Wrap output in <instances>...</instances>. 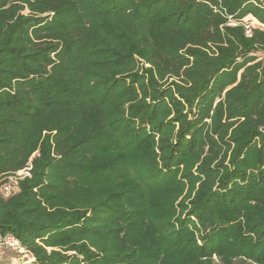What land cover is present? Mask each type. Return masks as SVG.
Returning a JSON list of instances; mask_svg holds the SVG:
<instances>
[{"label":"trees","instance_id":"16d2710c","mask_svg":"<svg viewBox=\"0 0 264 264\" xmlns=\"http://www.w3.org/2000/svg\"><path fill=\"white\" fill-rule=\"evenodd\" d=\"M30 161L18 264H264V0H0V184Z\"/></svg>","mask_w":264,"mask_h":264},{"label":"built area","instance_id":"2783aa9c","mask_svg":"<svg viewBox=\"0 0 264 264\" xmlns=\"http://www.w3.org/2000/svg\"><path fill=\"white\" fill-rule=\"evenodd\" d=\"M239 23H242L245 26L246 32L248 35L252 34V29L254 27L260 26V23L258 22V20L252 15L246 16L241 21H232L229 24L236 25ZM31 169H32V163L30 161L26 167L17 171L15 175L9 176L6 180H4L0 184V192L6 197L19 192L20 191V180L26 176H30ZM3 248L11 249L14 251H18L19 253H22V255L14 258L16 261H20V262L27 261L24 259V257L30 255L27 253V249L24 246H22L19 239L11 233L4 234L0 232V249H3Z\"/></svg>","mask_w":264,"mask_h":264},{"label":"rangeland","instance_id":"374dc122","mask_svg":"<svg viewBox=\"0 0 264 264\" xmlns=\"http://www.w3.org/2000/svg\"><path fill=\"white\" fill-rule=\"evenodd\" d=\"M214 258L216 260H218V257L215 255ZM25 260H32V256L29 255V256H26L24 257ZM18 263H21L20 261H16L15 259H10L8 257H5L4 255H0V264H18Z\"/></svg>","mask_w":264,"mask_h":264},{"label":"water","instance_id":"95a60500","mask_svg":"<svg viewBox=\"0 0 264 264\" xmlns=\"http://www.w3.org/2000/svg\"><path fill=\"white\" fill-rule=\"evenodd\" d=\"M222 96V95H221Z\"/></svg>","mask_w":264,"mask_h":264}]
</instances>
